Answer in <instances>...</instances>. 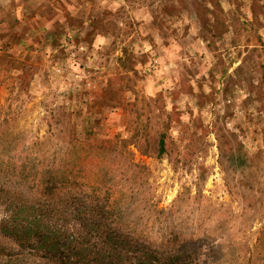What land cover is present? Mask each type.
<instances>
[{
	"label": "rangeland",
	"instance_id": "374dc122",
	"mask_svg": "<svg viewBox=\"0 0 264 264\" xmlns=\"http://www.w3.org/2000/svg\"><path fill=\"white\" fill-rule=\"evenodd\" d=\"M263 47L264 0H0V124L108 144L138 231L264 264Z\"/></svg>",
	"mask_w": 264,
	"mask_h": 264
},
{
	"label": "trees",
	"instance_id": "16d2710c",
	"mask_svg": "<svg viewBox=\"0 0 264 264\" xmlns=\"http://www.w3.org/2000/svg\"><path fill=\"white\" fill-rule=\"evenodd\" d=\"M3 132L0 264H205L203 239H152L133 226L118 180L130 164L115 165L122 155L108 144L18 149ZM159 145L161 154L163 137Z\"/></svg>",
	"mask_w": 264,
	"mask_h": 264
}]
</instances>
